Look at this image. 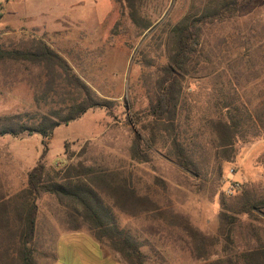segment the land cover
I'll list each match as a JSON object with an SVG mask.
<instances>
[{"label":"trees","instance_id":"16d2710c","mask_svg":"<svg viewBox=\"0 0 264 264\" xmlns=\"http://www.w3.org/2000/svg\"><path fill=\"white\" fill-rule=\"evenodd\" d=\"M114 1L125 10L137 37L147 38L135 59L142 69L143 102L141 107L135 98L125 102V121L132 131L130 159L148 163L158 153L207 185L210 198H218L212 237L193 227L186 216L174 215L178 221L173 226L185 235L200 264H264V185L245 183L241 191L226 195L220 183L224 165L236 160L237 146L264 138V102L248 99L230 77H221L225 71H214L211 56L219 47L205 51L210 29L232 22L257 0H189L173 24L162 22L161 16L158 24L152 21L144 11L149 0ZM0 66L31 72L30 79L20 81L32 89L35 104L32 111L0 115V138L42 139L26 186L14 195L0 194V264H36L33 242L38 202L44 196L58 206L64 230L89 231L125 264L151 263L141 250L145 241L120 227L114 214L117 210L137 217L157 208L148 195L137 192L128 175L89 164L82 149L76 156L65 152L62 165L46 161L57 127L93 110L115 118L117 103L100 97L42 38L0 43ZM191 82L210 87L195 92ZM261 161L264 166V154ZM152 251L159 263L165 261Z\"/></svg>","mask_w":264,"mask_h":264},{"label":"rangeland","instance_id":"374dc122","mask_svg":"<svg viewBox=\"0 0 264 264\" xmlns=\"http://www.w3.org/2000/svg\"><path fill=\"white\" fill-rule=\"evenodd\" d=\"M188 4L189 0H149L144 11L152 21L161 16L159 20L173 24L185 13ZM0 5V43L17 42L28 34L52 42L53 48L100 97L117 103L115 118L108 117L103 110H94L73 124L56 128L47 163L63 159L65 137L98 130L102 120L99 131L77 143L68 142L69 150L76 156L82 149V158L91 164L117 170L124 177L128 175L137 192L148 195L157 206L148 214L132 217L135 219L129 223L131 216L120 219L122 225L139 232L135 236L145 241L141 250L152 262L200 264L194 259L185 235L173 226L178 221L174 215L186 216L193 227L212 237L217 227L218 198H210L207 185L189 178L158 153L143 164L129 157L132 131L125 121V102L138 99L137 107L143 102L142 69L135 59L139 46L147 38L137 37L125 10L114 0H0ZM216 46L219 51L211 56L217 66L214 71L217 74L225 71L221 77H230L239 93L248 99L256 97L264 102V0H257L232 22L210 29L205 51ZM8 70L0 66V115L34 110L31 91L20 81L19 74L15 80L8 77ZM191 83L190 90L199 93L210 87L206 82ZM41 142L39 136L0 138V194L13 195L25 187L27 172L41 154ZM263 154L264 138L239 144L235 162L224 165L222 191L226 194L233 182L239 183L241 190L245 183L264 185ZM49 201L50 197L44 196L38 202L37 237L45 230L43 213ZM33 245L35 261L45 262L37 256L39 247L35 241ZM152 248L164 257V262L155 259ZM214 249L219 252V247ZM47 252L50 253L42 252L44 257L49 256Z\"/></svg>","mask_w":264,"mask_h":264},{"label":"crops","instance_id":"0c3cea01","mask_svg":"<svg viewBox=\"0 0 264 264\" xmlns=\"http://www.w3.org/2000/svg\"><path fill=\"white\" fill-rule=\"evenodd\" d=\"M25 34H28V33L25 32ZM27 37H36V36H34L33 34H28ZM46 44H48L52 49H54L52 46V42H46ZM56 52L59 53L58 51ZM7 74H9L8 77H11L13 80L19 77L18 74L20 75V79L27 80L31 78V75H30L31 72H28V71H22L21 73H17L15 70H8ZM83 78L84 77H82V79ZM24 85L31 91L33 107L35 110L32 89L27 84L24 83ZM93 111H89V112H93ZM89 112H87L86 114L88 115ZM76 121L72 122V124L75 123ZM102 123H103L102 120H100L99 125H98L99 126L98 130L89 129L86 133L83 132L82 134H77V136L75 137L73 136L65 137L64 138V151H63V156H62L63 159L60 161H57L56 162L57 165H60V164L62 165L65 162V159H66L65 152L68 151L69 153H74L70 151L71 149L69 150V148L67 147L68 142L77 143L78 141H81L85 139L86 137H89L93 132L99 131V129H101ZM50 140L48 142V151H49ZM83 148H86V146H84ZM86 160L88 161L89 164H91L90 160L88 159ZM56 163H50V165H54ZM114 171H117V170H114ZM22 189L23 188L17 190L15 193L19 192ZM50 200L51 201H49L48 207L45 209L43 213L45 230L42 236L40 237L35 236V240H34L39 247L38 248L39 252L37 251V256L40 257V259L42 257L44 258L43 260H46L45 262L41 264H125L119 258L117 254L110 251L101 242L97 241L95 237L93 236V234L90 233L89 231L84 230V229L76 230V231L64 230L59 208L56 205L54 200H52L51 198ZM114 214L118 220V224L120 225V227L128 230L133 235H139L138 231L133 232L131 229L121 224L120 219H121V216H124V214L120 213L117 210H114ZM38 215H39V212H38ZM131 219H135V218L130 217V220H128V223L131 222ZM37 222H38V219H37ZM55 241L57 242V245L56 243L54 244ZM53 245H54V248H52ZM46 250L50 251V253L47 252L49 255L48 257H44L45 254L42 253L43 251H46ZM35 262L36 264H39V262L37 261ZM146 264H156V263L152 262V263H146Z\"/></svg>","mask_w":264,"mask_h":264},{"label":"built area","instance_id":"2783aa9c","mask_svg":"<svg viewBox=\"0 0 264 264\" xmlns=\"http://www.w3.org/2000/svg\"><path fill=\"white\" fill-rule=\"evenodd\" d=\"M1 9L2 7L0 5V12H1ZM239 190H241L239 183L233 182V183H230L228 188L226 189V194L233 195L236 191H239Z\"/></svg>","mask_w":264,"mask_h":264}]
</instances>
